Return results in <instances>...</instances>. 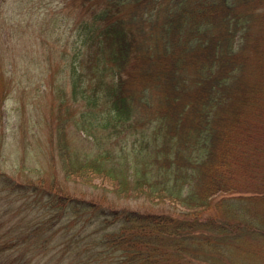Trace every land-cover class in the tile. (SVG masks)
<instances>
[{"label":"trees","instance_id":"obj_1","mask_svg":"<svg viewBox=\"0 0 264 264\" xmlns=\"http://www.w3.org/2000/svg\"><path fill=\"white\" fill-rule=\"evenodd\" d=\"M50 2L55 10L37 13L28 26L18 22L3 45L12 50L18 34L26 49L27 27L32 49L60 38L59 49H49L58 56L45 58L44 68L39 58L23 67L36 64L55 79L51 142L64 177L108 178L137 207L75 198L52 179L48 187L15 183L0 172V185L32 193L41 213L30 232L26 218L18 223L25 229L19 240L0 238V264H30V250L39 249L48 264H191L188 247L215 248L213 235L225 236L231 260L234 248L251 245L249 236L264 239V207L246 206L264 204L256 183L264 178L257 134L264 123V0H81L85 7L72 19L60 10L67 0ZM8 91L9 84L0 88L2 119ZM79 134L89 144L70 142ZM166 202L167 212L151 211ZM55 243L60 251L49 250Z\"/></svg>","mask_w":264,"mask_h":264},{"label":"rangeland","instance_id":"obj_2","mask_svg":"<svg viewBox=\"0 0 264 264\" xmlns=\"http://www.w3.org/2000/svg\"><path fill=\"white\" fill-rule=\"evenodd\" d=\"M35 2H37L38 8L35 7ZM49 2L50 0H35L27 3L23 9H20L16 4L17 0H2V2L0 0V88L2 89L9 84L8 96L10 95L3 108L4 119L0 118V135H3L4 132V139H6L5 144L0 148V172L11 176L13 179L9 180H14L15 183H42L48 187L51 179L53 181L56 180L61 189L68 192L72 197L103 203L113 208H127V206H131L135 209L137 203H128L120 199L122 196L120 194L117 196L114 183L108 178L104 179L101 176L93 174L84 176V178L72 177L65 179L64 177L63 167L61 166L62 161L58 158V152L56 153L51 142L50 104L53 100V95L49 90L52 88L51 85L54 84L55 79L50 77L48 71L34 68L36 64L31 65L29 71L23 67V63L25 66L28 64L26 61H33L32 58H39L38 61L42 62L44 68V65L47 63L45 58L58 56L57 54H53L52 56L49 49H59L60 38H52L53 40L48 41L45 39L43 47H37V49L34 47L32 49L31 46L35 45V36L31 35L29 32L31 30L27 27L24 34L28 45L26 49L21 51L24 43L18 34L13 39L15 43L14 50L8 51L7 45H3L6 35H15L16 29L14 26L18 22H21L24 26H28L30 18L34 19L37 13L41 12L45 14L47 10H55L56 4L54 5L52 2ZM66 3H68L66 8H64L62 3L60 10L65 16L71 15V19L77 15V12L81 14L85 7V5L82 6L83 2L81 0H67ZM60 30L62 31V29ZM42 36L45 37V34H42ZM11 68H13V71ZM54 77L57 78L56 75ZM21 80L26 90L20 87L19 82ZM147 86L151 89L150 92L156 93V90L151 86ZM239 101L238 104L240 105L241 102L239 103ZM238 104H235L234 107H237ZM53 115L55 116L54 112ZM254 125H256L255 121L253 122ZM235 129L237 132L239 131L238 128ZM249 131L251 132L252 129ZM257 134L259 135L258 140L261 142L264 139V123L259 126ZM69 140L75 145L80 142L86 145L89 144L88 138L81 134L71 135ZM253 147V145L247 146V148ZM243 172L241 170L239 174L242 175ZM239 179L242 185L247 183L244 181L246 180L244 177L239 176ZM256 183L259 187L264 188V178L261 175L258 176ZM15 193L19 192L15 191ZM15 193H13L9 186H6L4 189L0 185V238L17 241L20 239H17L21 235L20 232H25V229L19 228L18 223L26 218L28 224L32 223V225L27 227L28 231L38 221L37 215L41 213L37 207L40 204L37 203L36 205L33 202L32 193H28L27 195H16ZM246 204L247 207L259 209L264 207V204L259 199L254 203L247 201ZM140 206L144 209V206ZM169 207L170 203L166 202L165 204L154 206L151 208V211L167 212L170 209ZM212 210L213 213L222 216L219 207L214 206ZM223 222H226V219H223ZM14 226L18 229L16 230ZM56 229L57 236H60L59 227H56ZM204 230L206 231L204 233L209 232L208 227ZM211 237L210 243L218 241L217 247L214 248L212 245L209 247L206 244L197 247L194 244L195 246L188 247V252L190 255H193L192 259L187 254L184 260H190L191 264H264V239L258 234L248 237L247 240L250 241V246L246 244L243 250L238 248L233 249L235 252V259L233 258V260L226 253L227 247L224 246L225 236L218 237L217 235H213ZM26 245L29 246L30 250V245ZM28 246H26V249ZM52 246L54 249L51 247L49 250L60 251V247H57L56 243ZM41 250L46 251L45 249ZM41 250L37 251L42 252ZM39 252H36L34 255L30 250V254L32 255V262L30 264H48L50 255L45 254V252L44 254ZM66 260L54 263L67 264L68 261Z\"/></svg>","mask_w":264,"mask_h":264}]
</instances>
